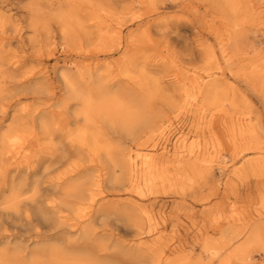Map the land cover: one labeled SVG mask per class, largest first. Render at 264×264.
Returning <instances> with one entry per match:
<instances>
[{
    "label": "rangeland",
    "instance_id": "obj_1",
    "mask_svg": "<svg viewBox=\"0 0 264 264\" xmlns=\"http://www.w3.org/2000/svg\"><path fill=\"white\" fill-rule=\"evenodd\" d=\"M257 62L256 86L264 0H0V264H54L66 242L67 264H264ZM14 146L44 161L34 178L70 153L46 178L70 175L66 200L91 188L72 220L6 218L33 197L7 187Z\"/></svg>",
    "mask_w": 264,
    "mask_h": 264
},
{
    "label": "bare ground",
    "instance_id": "obj_2",
    "mask_svg": "<svg viewBox=\"0 0 264 264\" xmlns=\"http://www.w3.org/2000/svg\"><path fill=\"white\" fill-rule=\"evenodd\" d=\"M221 50H222L221 52H222V56L224 59V63L228 66L229 69L233 65L237 64L236 60L238 58L234 59L232 58L231 55L227 54V47L225 44H222ZM260 63L262 62H257L256 64L253 63L254 66L251 69L250 81L252 82L251 89L253 90L255 96L258 98L260 104L264 108V81L261 80L258 86L254 85V83H256L255 80H257V77H262V73H260L261 68L259 67ZM152 130H154V127L153 129H151V131ZM162 131L163 130H161V132ZM244 134L249 136L251 134V131L249 129H243V135ZM164 135L165 133L163 132L162 134L163 137L160 142L161 145H163V142L166 139V136ZM225 136L227 138L228 136L227 131L225 132ZM177 141L179 142V139H176V142ZM175 146H176V143L174 142V148ZM20 147L21 146L13 147V154L11 157L15 159V162H20V163L23 162L24 168L23 169L14 168V170L9 173V178L6 181L8 183L7 187L12 190L16 189L18 190V192L24 191V190H30L33 192V197H31L30 200L28 199V201L23 202L25 210L22 213L21 212L19 213L18 210H17L18 212H14V213L5 212L4 215L6 216V218H10L11 222L14 221V219L12 218H18L19 220H23L20 223V225L25 226L26 224H29L31 222L30 213L32 212L33 215L38 217V219L36 218V220L39 221L40 224H42L44 227H47V228H51V227L53 228L55 227L56 224L58 225L65 224L69 220H72V217L69 214L70 204L68 203L77 205L76 207H80L81 205H83L82 203L83 201L85 200L87 201L91 199L92 193H93L91 191V188L89 187L85 189L76 188V190L72 193V198L69 200H66L65 196L68 194V185H69L67 178L70 177V175L65 176V177L60 176L57 178H50V177L46 178L47 177L46 175L49 173L50 167L51 166L53 167L61 166L63 163H65L70 153L68 154V151L64 150V148H62V150L64 151L60 150L57 152L56 150L54 156H50L47 158L48 164L44 166L41 177L34 178L37 172V170H35L36 166L39 164H42L44 161H42L41 159H37L34 163L35 166H33V164L30 165L29 163L30 161L26 160L28 156V153H27L28 149L24 148L22 149L23 151H21V149H19ZM162 149L165 150L166 153L168 152V150L165 147V144L162 146ZM250 149L252 151L259 152L260 147L252 146L250 147ZM174 152L177 155V152L175 150ZM18 155H20V158H18ZM142 155H140L138 158L140 160V163L145 164L147 162L148 170H150L153 162L147 161L146 159L148 155L147 153H142ZM137 157L138 155H136V158ZM136 164H137V161L135 160L134 162L126 161L124 163L126 167V172L128 173V183L129 184H131L135 180ZM84 168L86 167H82L81 169L76 170L75 174L80 173L81 170ZM43 176L46 178L45 184L40 186L42 182L41 179ZM5 180L6 178L3 181ZM45 195H52V196H55L57 199L54 198L52 201L46 202L47 200L45 201L43 198L45 197ZM58 196H60V198H58ZM62 210H67V211L63 213ZM76 243H71V242L64 243L65 250H60L58 247H50V248L45 247L47 249H45L44 251H47L46 253L49 256L50 261L54 262V264H67V263H64V261L66 259H69V257H72L73 253L71 251L75 250L78 247ZM218 251L219 250L216 248L210 249V253L213 255H217ZM15 259L16 258L14 257L9 258L11 262H13ZM29 264H38V261L32 260L29 262Z\"/></svg>",
    "mask_w": 264,
    "mask_h": 264
}]
</instances>
